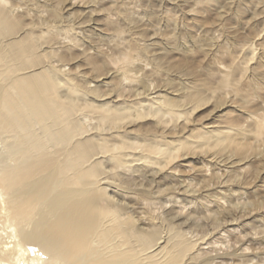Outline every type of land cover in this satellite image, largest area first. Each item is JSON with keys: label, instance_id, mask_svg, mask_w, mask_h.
I'll use <instances>...</instances> for the list:
<instances>
[{"label": "bare ground", "instance_id": "bare-ground-1", "mask_svg": "<svg viewBox=\"0 0 264 264\" xmlns=\"http://www.w3.org/2000/svg\"><path fill=\"white\" fill-rule=\"evenodd\" d=\"M103 1L0 0V264H264V201L242 187L264 109L193 120L264 87L262 31L203 75L207 47L149 43L136 0Z\"/></svg>", "mask_w": 264, "mask_h": 264}, {"label": "rangeland", "instance_id": "rangeland-1", "mask_svg": "<svg viewBox=\"0 0 264 264\" xmlns=\"http://www.w3.org/2000/svg\"><path fill=\"white\" fill-rule=\"evenodd\" d=\"M168 1L164 0L163 1L164 4L163 3L147 4L146 0H138V1L136 0V3H135L136 8H138V10L141 9V7H142V9H145L146 10L145 15L147 16V18L153 20L152 25L149 26L147 29L149 31L148 37L150 38V35H152L151 39L148 38L149 39L148 42L151 43V42H154V40L158 41V39L166 42V39H167L168 43H172L173 45L178 43L176 45L183 46L184 43H186L187 46L188 45H195V47H197V46L199 47L201 45L203 47H207L208 48V53H207L208 55L206 54L205 56H203V55H201L202 53L201 54L197 53V54H195V56L193 58L194 60L191 59V60H193L192 62L190 60V64L192 63L191 65L195 67V68L194 67H192V68H194L195 71H197V70L199 71V69L200 70L202 69L200 72L203 75H205V73H203L204 70H206V69L208 70L211 67L212 68L215 67L214 60L216 61L219 58L227 59L228 54L230 52L235 56L246 55L248 52L247 46L250 44L249 42L252 43L253 40L258 38V37H256V33H258V32L260 33L262 31V33L264 35V0H257V1L252 0L246 4H241L242 13H240V14H239V12L235 13L240 0H220V3L218 4L219 6L216 5L215 8L218 6V9L222 11L223 16L217 15L216 9L214 7L202 9V6H201L202 4L198 3V0H168ZM103 3H106V0L103 1ZM174 3H176V4H174ZM162 6H164V7H162ZM227 8H230L229 10L234 11V12H232L234 17L231 14L230 19H229V17L227 18V13L229 15V11ZM198 11H199L201 18H199L200 16H198L197 18L195 17V14ZM183 21H184V23H183ZM175 22L177 23V27L180 26L179 28H177L179 30V33L177 34L178 38L177 37L175 38L174 32H172L173 26H175ZM158 23H160V24H158ZM250 25L253 26L254 29H250L251 28ZM161 26H163V27H161ZM159 27H160V32H159ZM165 29H166V31H165ZM186 30H187V32H186L187 34L185 33ZM163 31H164V33H163ZM189 31H190V33H189ZM161 32L164 35H162L160 37H163V36H165V37H163V38L159 37ZM165 32H167V33H165ZM235 34H236V36H235ZM166 37L170 38V40L171 39H174V40L170 41ZM183 38H185V39H183ZM186 38L189 41H187ZM192 40L194 42H192ZM175 41H176V43H175ZM204 41H206V42H204ZM215 42L218 43L217 45L221 46V47H218ZM258 42L259 41H257L256 43H258ZM153 47L157 48L158 46L155 45ZM228 48L230 49V52H229ZM225 50H228V51H225ZM155 51L158 52V50H155ZM196 55L198 57H196ZM214 57H216V58H214ZM172 60H176V59H172ZM194 62H195V65H194ZM262 69H263V67L262 68L260 67L256 71L257 75H258L257 77H259V78H264V69L263 70ZM201 78L203 79L205 77H201ZM253 89H255V90H253ZM253 89H251V87L248 89L252 93H253V91L255 92L253 97L251 96L250 98H248L249 102L248 101L246 103L241 102L243 99V96H241V95L236 96L232 93L231 98H228L229 100L227 99L228 102H227L226 106L217 108L215 110L212 108L213 106L205 105V106L201 107L197 111V113H195V115H194L195 117H193V120H195L196 123L198 122L197 124L204 123V124H207L208 126H217V125L223 124V126H225L227 121H224V120L227 118H231V116L235 115L236 117L234 116L232 118H235L234 120L238 121L239 124H241V125L244 124L246 121H245V117L243 116L245 114H242L243 112H248L250 110V111H255L257 113H260L264 109V87H263V85H262V87H259V88L254 87ZM255 95H257L258 97H254ZM234 96H236V97H234ZM250 100H253V101H250ZM243 101H245V99ZM249 103H252V104H249ZM253 103H255V104H253ZM247 105H248V107H247ZM249 106H250V108H249ZM233 109H235V110H233ZM247 109H248V111H247ZM244 110H246V111H244ZM241 111H243V112L241 113ZM226 113H228V114H226ZM238 114L240 116L241 115L242 116L239 117ZM220 121L222 124H220ZM217 122H218V124H217ZM251 141L256 144L255 139H252ZM263 142L264 141L260 142L261 144L259 143V145L256 147V149L254 151L252 150V151L248 152V153H252V154L256 153L257 157L259 155H263V160H262L263 162L260 160V158L262 157L261 156L260 158L256 159L254 162H252L250 165L247 166V164H246V165L242 166L243 167L242 172H244V176L246 177L244 179L246 181L250 182L246 185L243 184L242 187H245V186L248 188L250 187V189H249L250 192L255 191L254 198H257V199L262 200V201H264V152H262V151H264V143ZM257 148H259V149H257Z\"/></svg>", "mask_w": 264, "mask_h": 264}]
</instances>
